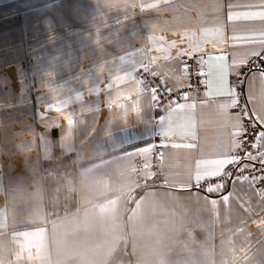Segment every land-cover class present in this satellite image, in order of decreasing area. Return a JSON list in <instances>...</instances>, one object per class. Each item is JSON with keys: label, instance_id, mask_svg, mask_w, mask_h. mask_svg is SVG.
I'll use <instances>...</instances> for the list:
<instances>
[{"label": "crops", "instance_id": "0c3cea01", "mask_svg": "<svg viewBox=\"0 0 264 264\" xmlns=\"http://www.w3.org/2000/svg\"><path fill=\"white\" fill-rule=\"evenodd\" d=\"M260 11L264 0H0V264H264L258 184L234 176L209 193L194 180L196 162L227 150L234 131L219 109L229 98L216 95L223 62L208 57L231 64L258 48L232 36L258 38L264 21L228 16ZM214 27L215 49L201 34ZM186 31L201 38L193 55L205 88L154 108L141 64L155 56L149 72L180 85L184 56L152 49ZM262 72L243 87L255 117L264 116ZM127 73L135 84L121 80Z\"/></svg>", "mask_w": 264, "mask_h": 264}, {"label": "snow or ice", "instance_id": "6c2138e0", "mask_svg": "<svg viewBox=\"0 0 264 264\" xmlns=\"http://www.w3.org/2000/svg\"><path fill=\"white\" fill-rule=\"evenodd\" d=\"M162 3H167V0H161ZM149 7H157L156 5H149ZM228 19L231 21L233 19L236 20H254V19H259L260 21H264V11L260 12H244V13H229ZM222 33V29L219 27H214V28H205L201 30V34L204 37L203 43L209 44L211 43V46L215 49L216 48V41L219 40L220 36ZM173 35L177 36V39L171 40L170 43H168L167 48H153L152 51L154 52H159L164 55L165 59L170 58L172 55L171 50H175V54L177 56H193L194 53L201 51L200 49V43H201V38L200 36L197 35L196 32H184L183 34L179 33H174ZM213 36L214 39L209 40L207 39L208 36ZM149 39L153 40L156 42V37H150ZM160 40H164L165 38L161 36L159 38ZM233 41H239L241 43H246V44H258L259 47H253L251 50L247 53V56L244 58H241L240 60L233 59L231 64H228L226 62L227 58L223 55L217 56V57H212L209 56L208 59H217L223 63L220 64L219 66V77H218V82H219V87L216 91V95L218 96H224L228 97L229 99L221 103L219 105V109L221 113L224 115L226 122L229 123L230 127L234 129V131L231 132L230 138L228 141L227 145V150L222 151L218 154L216 158L212 159H205V160H198L196 162V170L194 174V180L197 186H199L200 182L205 179H211V178H216L220 177L222 178V181L220 183H216L215 185H209L206 188V191L211 193L213 191H218L224 187L223 179L231 177L232 173L225 171L227 166L229 165H239L241 161V157L239 155L232 154L235 152L236 149L240 148L243 144V141L239 139L243 133L246 131V129L243 127L241 117L237 115L234 120L232 117L228 115V109L238 107V102H239V96L237 93V90L235 87H229L228 86V75H229V69H238L239 67L246 65L247 64V57H259L264 53V31H261L259 33V37L257 38L255 35H233L232 36ZM187 43V47H181L180 45ZM145 51V50H141ZM124 60L126 59L123 58ZM203 59V57H201ZM156 57L154 56L153 59L147 63H142L141 68L145 72L149 71V63H155ZM184 72H187V66L184 67L183 69ZM153 76H156V72H152ZM234 75L236 77H239L242 75L239 71H234ZM261 77L264 78V72L261 73ZM177 79H180L177 77ZM121 80L126 81V82H131L133 84L136 83L135 76L132 75L131 73H127L126 76L122 77ZM122 85V84H121ZM139 85L144 91H147L146 86L144 85V81L140 80ZM156 89L152 88L151 89V99L152 101L157 100V95H156ZM168 91H171V89H168ZM189 97L187 94L184 95V99L187 100ZM185 105H177V108H184ZM188 107L194 108L195 104L188 105ZM139 109H137L138 111ZM255 114V113H254ZM262 124H264V116L257 115L256 117ZM161 124H163L164 117H161ZM171 132V129L163 131V135L165 137L169 136ZM165 147L167 145H164ZM253 148H264V131H261L255 138V143L251 145ZM172 147H181V145H176L173 144ZM183 147L191 148L194 147L192 144H185ZM149 149H142V151H148ZM246 158L249 160H256L259 158L260 162L262 165H264V151L258 152L257 155H253L251 152H247ZM249 167V165L245 164L243 165L239 170L243 171L245 168ZM240 179V177H238ZM243 180L247 181L249 180V177L244 176L242 177ZM257 178L252 177V181L254 182ZM259 179L264 180V176L260 177ZM260 195L262 199H264V190H260ZM229 197L224 196L223 200L228 201ZM214 205L217 203V201L213 200L211 201ZM258 227H264V219H262L258 225Z\"/></svg>", "mask_w": 264, "mask_h": 264}, {"label": "built area", "instance_id": "2783aa9c", "mask_svg": "<svg viewBox=\"0 0 264 264\" xmlns=\"http://www.w3.org/2000/svg\"><path fill=\"white\" fill-rule=\"evenodd\" d=\"M181 66L183 81L178 86H169L164 79H162L158 75L153 76L149 71L145 72L143 70L138 73V78L144 81V85L146 86L147 90H149L150 92L152 88H155L157 90L156 95L158 98L156 101H153L154 108L163 110L173 103L184 99L185 94H187L188 96L198 95L204 90V72L200 57L198 55H193L191 57L184 56L181 59ZM185 66H187V72L183 71ZM254 69L264 70V57H249L247 59V64L239 67V69L237 70L242 73V75L239 77H236L234 75L233 87L236 88L239 96L238 107L236 108L239 111L243 127L246 129V131L239 138L243 141L242 146L236 149V151L234 152L235 155H239L241 157L240 164L230 165L225 169V171L232 173L231 177L226 179H230L234 176L240 175L247 176L251 180L252 177H256L257 179L254 181V183L258 184V187L261 190H264V180L259 179L260 177L264 176V165H262L260 161L247 159L245 155L247 152L252 153L254 151L255 148H253L251 145L255 143V138L259 130L258 121L249 109L243 88L246 75ZM168 89H171V91H168ZM156 154L157 152H155V154L151 158L150 167L152 171H154L153 184L160 185L162 182L163 173L158 167V158ZM245 164L249 165V167L245 168L243 171H240L239 169ZM135 173L137 175L139 184L138 186H141L143 181L142 168L139 166L136 167ZM218 178L222 179L220 177ZM214 180L215 178L206 179L200 184V186L208 187L214 182Z\"/></svg>", "mask_w": 264, "mask_h": 264}, {"label": "trees", "instance_id": "16d2710c", "mask_svg": "<svg viewBox=\"0 0 264 264\" xmlns=\"http://www.w3.org/2000/svg\"><path fill=\"white\" fill-rule=\"evenodd\" d=\"M54 150H55V152L57 151V150H56V143H54Z\"/></svg>", "mask_w": 264, "mask_h": 264}]
</instances>
